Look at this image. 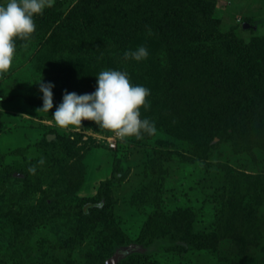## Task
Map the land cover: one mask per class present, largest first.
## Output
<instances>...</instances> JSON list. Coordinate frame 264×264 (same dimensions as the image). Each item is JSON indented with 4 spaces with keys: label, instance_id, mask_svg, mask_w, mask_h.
<instances>
[{
    "label": "rangeland",
    "instance_id": "rangeland-1",
    "mask_svg": "<svg viewBox=\"0 0 264 264\" xmlns=\"http://www.w3.org/2000/svg\"><path fill=\"white\" fill-rule=\"evenodd\" d=\"M126 1L127 17L119 9L105 14L117 0H55L45 9L56 23H36L29 38H15L13 63L0 76V264H106L128 247L147 256L126 264H262L264 78L241 72L239 61L249 52L264 71V0ZM163 4L192 12L204 35L196 37L188 21L136 25L142 9ZM85 14L110 22L115 38L62 26ZM254 21V29L243 28ZM217 32L245 48L217 41ZM141 44L147 58L124 56ZM106 68L126 70L132 83L151 89L141 115L154 120L157 131L128 136L124 150L109 146L114 130L89 119L61 127L51 115L65 89L94 91L96 74ZM41 79L55 84L49 111L40 110ZM161 104L166 109L159 110ZM116 161L120 180L99 192ZM101 193L109 202L93 220L73 217L70 226L58 214L54 232L39 221L56 208L49 206L53 199L64 207ZM154 211L177 212L173 229L186 214L190 232L213 233L211 247H197L195 236L137 246ZM51 234L59 244L45 241ZM117 238L124 241L121 248Z\"/></svg>",
    "mask_w": 264,
    "mask_h": 264
},
{
    "label": "clouds",
    "instance_id": "clouds-1",
    "mask_svg": "<svg viewBox=\"0 0 264 264\" xmlns=\"http://www.w3.org/2000/svg\"><path fill=\"white\" fill-rule=\"evenodd\" d=\"M55 0H0V76H3L13 63L16 52V37L29 38L36 29L35 16ZM149 50L141 44L125 50L126 58L137 61L147 58ZM96 86L92 92L78 93L63 91L62 99L56 104L52 117L61 127L82 124V119L95 121L99 127L114 130L116 136H142L157 131L154 120L141 115V106L148 107L146 97L151 89L144 84L132 83L130 74L119 68H106L96 74ZM52 81H39L42 93L40 110L53 109ZM44 163L43 157L38 161ZM36 165L30 171L36 172Z\"/></svg>",
    "mask_w": 264,
    "mask_h": 264
},
{
    "label": "trees",
    "instance_id": "trees-1",
    "mask_svg": "<svg viewBox=\"0 0 264 264\" xmlns=\"http://www.w3.org/2000/svg\"><path fill=\"white\" fill-rule=\"evenodd\" d=\"M129 1L126 0H117L116 3H114V6H109L108 9L111 11H108V9L105 11V14H108V12H116V10L122 13H117L118 15H123L124 17H127L129 15L128 8L129 4L127 3ZM141 0L139 1V3ZM135 9V8H134ZM136 10H138L136 8ZM47 10L44 9L41 14H37L35 16V23H42L47 26H52L54 23H56L57 16L51 15V13L46 12ZM192 12H186L183 9H181L178 6L175 5H157V6H149L147 8H144L141 10L138 18L136 21H138V24L136 25H145L149 26L151 24H160L164 21H176L178 23H182L185 21H188V28L192 30L194 35L196 37H202L205 33V31L198 26V24L192 19ZM208 21V18L206 19ZM62 26L68 27L70 31L76 33V34H83L87 32H99L100 34L104 36H108L111 38H115L116 32L113 29V25L110 22H102L100 21V18L98 15L95 14H85L81 15L79 18H68L64 19V21L61 22ZM249 24V27L247 29H254L253 25L254 22H244ZM243 23V24H244ZM184 24V23H182ZM187 24V23H186ZM242 24V26H243ZM57 26V25H56ZM244 28V27H243ZM215 39L219 42L225 41L228 45L232 47H236L238 49L245 48V45L242 43V41L234 40L229 37V34H223L220 32H217L215 34ZM69 48V47H68ZM237 49V50H238ZM239 68L240 71L246 74L247 76H257V77H263L264 78V71H261L258 69L256 64L254 62H251L249 60V52H245L241 55L240 61H239ZM164 96V95H163ZM162 101V96L159 97ZM163 102V101H162ZM166 109L164 105L161 104V108L159 110ZM156 120L159 122L157 124H160L161 126H164V120L162 117V113L155 114ZM124 147H126V139H120L117 142L115 150H124ZM123 173V170L121 168L120 162L116 161L113 165V169L111 172V175L108 179L101 182V185L99 187V192L102 191V188L116 183L120 180V177ZM108 196L104 193H101V196L94 197H85V198H77L71 206L64 205V207H57V205H60V202L58 199L51 200V203L49 206H55V209H50L49 211H45L44 214L39 218V221H43V224L48 227L51 232L58 231L59 227L57 225V221L55 220L56 216L58 214L61 215L62 219L64 220V224L70 225L68 222L71 218H85L89 220H93V217L96 212L103 211L104 206L106 203H108ZM173 215H167L162 212L154 211L150 213L145 221V224L141 230V235L137 241V246H141L142 248L149 247L152 243H154L157 239L161 238H167L170 240V242H175L177 240H186L190 239L192 236H195L192 240V243H195L197 247H208L210 245L209 241L213 239V233L208 234L205 232H201V234L196 235L190 232V225H191V219L188 218L185 219V215H181L180 222L176 228H172L173 223L176 221L177 217H179L178 214ZM96 216V215H95ZM68 219V220H67ZM71 226V225H70ZM53 234L50 235V237H46L45 241H47L50 244H59L57 241L55 242V238H51ZM55 236V235H53ZM63 238V237H62ZM61 237H58V239H62ZM116 244L121 248L124 244V241L120 238H117ZM178 247L179 244H175ZM118 248V249H119ZM175 248V247H174ZM134 251V250H133ZM128 252L124 258L118 263V264H126L128 261L132 260L136 257H146L144 253L140 252ZM113 252L109 250L108 255L105 256L104 259H106L109 255H111ZM140 253V254H138ZM102 264H105V262H102ZM264 264V261L262 262Z\"/></svg>",
    "mask_w": 264,
    "mask_h": 264
},
{
    "label": "water",
    "instance_id": "water-1",
    "mask_svg": "<svg viewBox=\"0 0 264 264\" xmlns=\"http://www.w3.org/2000/svg\"><path fill=\"white\" fill-rule=\"evenodd\" d=\"M243 27L244 28H248L249 24L244 23ZM253 28H255V24L253 25ZM131 248H133V247L122 248L120 250H117L110 258H108L106 260V264H115V263H117L120 258L124 257L128 252L133 251Z\"/></svg>",
    "mask_w": 264,
    "mask_h": 264
},
{
    "label": "built area",
    "instance_id": "built-area-1",
    "mask_svg": "<svg viewBox=\"0 0 264 264\" xmlns=\"http://www.w3.org/2000/svg\"><path fill=\"white\" fill-rule=\"evenodd\" d=\"M121 138H119L118 136H116V134L114 133V136L112 137L111 142L109 143V146L111 148H115L117 145V142L120 140Z\"/></svg>",
    "mask_w": 264,
    "mask_h": 264
}]
</instances>
